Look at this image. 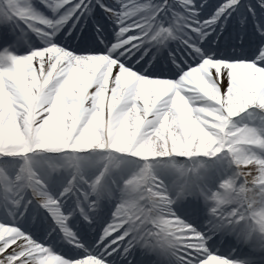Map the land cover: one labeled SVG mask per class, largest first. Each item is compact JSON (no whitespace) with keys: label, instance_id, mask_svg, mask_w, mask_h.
Wrapping results in <instances>:
<instances>
[{"label":"snow or ice","instance_id":"snow-or-ice-1","mask_svg":"<svg viewBox=\"0 0 264 264\" xmlns=\"http://www.w3.org/2000/svg\"><path fill=\"white\" fill-rule=\"evenodd\" d=\"M0 264H264V0H0Z\"/></svg>","mask_w":264,"mask_h":264}]
</instances>
